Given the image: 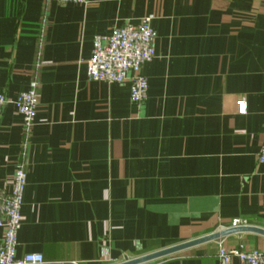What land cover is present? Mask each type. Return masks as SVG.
<instances>
[{"label": "crops", "instance_id": "obj_1", "mask_svg": "<svg viewBox=\"0 0 264 264\" xmlns=\"http://www.w3.org/2000/svg\"><path fill=\"white\" fill-rule=\"evenodd\" d=\"M147 15L156 57L136 104L87 64L95 35ZM34 78L27 134L13 101ZM0 91V189L18 160L28 172L17 256L117 264L237 219L264 229V0H0ZM220 242L264 250L248 231L143 264H220Z\"/></svg>", "mask_w": 264, "mask_h": 264}, {"label": "built area", "instance_id": "obj_2", "mask_svg": "<svg viewBox=\"0 0 264 264\" xmlns=\"http://www.w3.org/2000/svg\"><path fill=\"white\" fill-rule=\"evenodd\" d=\"M45 4L58 1L67 3H86L87 0H44ZM153 15L140 19L138 24L126 23L115 27L109 34H97L93 38L92 55L87 64L89 80L110 83H130V98L136 104L144 103L149 96V80L143 73L145 64L156 57L155 30ZM39 87L37 78L30 81L28 89L21 91L13 101L23 118L27 134L34 126L39 106ZM8 103L7 96L0 91V116ZM238 112L247 113L245 99L237 102ZM258 161L264 164V144L258 153ZM28 172L25 159L15 163L11 190L0 189V228L3 238L0 242V264H44L42 253H26L17 256L18 234L22 227L21 213ZM264 200V196H263ZM247 226L244 220H234L233 227ZM220 264H264V250L248 251L244 244L228 248L220 242L218 250Z\"/></svg>", "mask_w": 264, "mask_h": 264}, {"label": "water", "instance_id": "obj_3", "mask_svg": "<svg viewBox=\"0 0 264 264\" xmlns=\"http://www.w3.org/2000/svg\"><path fill=\"white\" fill-rule=\"evenodd\" d=\"M255 232L264 235V229L253 227V226H237V227H231L226 230H222L219 232H215L213 234H209L194 240H190L181 244H177L168 248H164L149 254H145L142 256H138L135 258H128L126 257L124 261L117 263V264H143L147 263L150 261H154L157 259H161L163 257H167L170 255H173L175 253H178L182 250H185L187 248L205 243V242H210V241H215L220 238H223L225 236L231 235V234H236V233H241V232Z\"/></svg>", "mask_w": 264, "mask_h": 264}]
</instances>
